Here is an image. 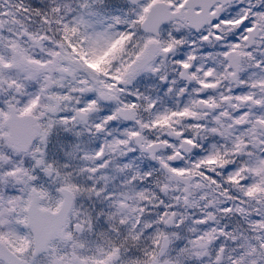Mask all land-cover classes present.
<instances>
[{
	"label": "snow or ice",
	"instance_id": "snow-or-ice-1",
	"mask_svg": "<svg viewBox=\"0 0 264 264\" xmlns=\"http://www.w3.org/2000/svg\"><path fill=\"white\" fill-rule=\"evenodd\" d=\"M0 264H264V0H0Z\"/></svg>",
	"mask_w": 264,
	"mask_h": 264
}]
</instances>
